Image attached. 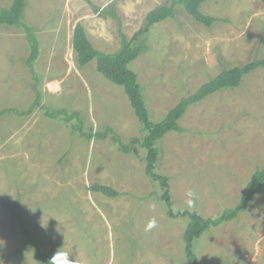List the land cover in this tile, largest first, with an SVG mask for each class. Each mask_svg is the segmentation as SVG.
Here are the masks:
<instances>
[{
  "label": "rangeland",
  "instance_id": "rangeland-1",
  "mask_svg": "<svg viewBox=\"0 0 264 264\" xmlns=\"http://www.w3.org/2000/svg\"><path fill=\"white\" fill-rule=\"evenodd\" d=\"M172 0H27L25 20L41 42L34 72L42 102L31 116L0 118V264H40L17 215L45 252L65 251L77 264H193L184 234L197 212L215 218L239 205L246 183L264 168V69L192 105L180 120L183 133L170 132L156 146L155 172L169 177L175 218L160 198L163 189L146 173L137 139L141 124L122 87L97 71V62L77 63L72 46L81 24L94 47L115 53L123 32L142 30L148 12ZM12 0H0L8 8ZM202 12L220 19L211 27L195 21L183 6L155 25L147 51L130 64L139 78L154 121L182 97L194 94L223 69L264 59V6L260 0H207ZM118 16L115 19L112 15ZM29 44L21 29L0 25V112L27 110L36 98L26 60ZM43 107L79 112L86 133L114 128L124 154L111 138L88 141L72 125L44 115ZM75 124V122L73 123ZM94 184L121 192L110 198L89 190ZM198 199L187 204L188 191ZM155 218L157 228L146 231ZM200 264H264V189L238 219L210 227L193 242Z\"/></svg>",
  "mask_w": 264,
  "mask_h": 264
},
{
  "label": "trees",
  "instance_id": "trees-1",
  "mask_svg": "<svg viewBox=\"0 0 264 264\" xmlns=\"http://www.w3.org/2000/svg\"><path fill=\"white\" fill-rule=\"evenodd\" d=\"M207 0H172L169 5H164L151 10L145 17V26L139 30L132 38L126 36L123 32L121 36V47L115 53H103L97 50L89 40L84 27L78 24L73 33L72 46L76 53L77 63L80 67H85L89 63L97 62V71L103 75L112 84L122 87L127 96L134 114L141 124L143 136L137 139L140 148L145 152L146 173L154 182H158L163 189V195L160 198L165 202L167 214L175 218L173 203L170 195L169 177L155 172L158 161L159 151L157 142L162 140L168 133H183L185 130L180 126V120L185 116L187 110L195 104H198L208 98L226 89H236L241 86L245 76L264 69V59L254 58L253 60L239 66L223 69L213 79L202 84L197 91L189 96L182 97L180 101L171 108L165 117L159 121H154L144 96V90L139 82L138 75L130 69V64L138 59L147 51V35L149 31L157 24L175 17V8L178 5L183 6L184 10L195 21L206 27H211L220 19L206 15L201 8ZM264 6V0H260ZM27 0H12L8 8L0 7V25L16 27L21 29L26 41L29 44L30 54L26 60L27 67L33 71L35 84L34 90L36 98L33 104L27 110L5 109L0 112V118L7 115H18L20 117L31 116L38 105L43 100V95L38 91L39 81L37 73L34 72L36 62L41 55V42L36 29L25 20V10ZM115 19L118 16L112 15ZM44 115L53 120H62L72 125L73 131L78 132L80 136L88 141L106 140L111 138L112 142L118 146L124 154L133 153L134 140L124 143L119 133L111 126L104 127L103 130L86 133L85 121L82 115L75 111L69 112L65 109H51L43 107ZM75 122V124H73ZM264 189V168L257 169L246 183L240 203L235 208L226 209L220 216L215 218H203L197 212H184L181 215L189 217V224L185 231V253L193 264H200L197 255L193 251V242L202 236L210 227H217L224 223L234 221L239 218L241 212L251 202L254 201L257 194ZM90 191L101 193L110 198H117L122 195L111 186L94 184L89 188ZM10 211L17 215L21 227V234L25 239L24 248L32 250L33 260L40 264H49L53 254L45 252L41 242L36 239L25 227L24 217L17 209L10 208ZM17 254H0V261L12 258Z\"/></svg>",
  "mask_w": 264,
  "mask_h": 264
},
{
  "label": "clouds",
  "instance_id": "clouds-1",
  "mask_svg": "<svg viewBox=\"0 0 264 264\" xmlns=\"http://www.w3.org/2000/svg\"><path fill=\"white\" fill-rule=\"evenodd\" d=\"M187 196L189 198L187 200V204L191 207L193 206L194 202L198 199L197 193L195 191L190 190L187 192ZM157 226V220L153 218L148 222L145 230L152 231L153 229L157 228ZM49 264H77V262L74 258H71L67 252L58 250L51 257Z\"/></svg>",
  "mask_w": 264,
  "mask_h": 264
}]
</instances>
